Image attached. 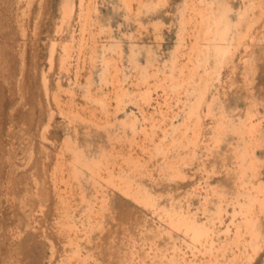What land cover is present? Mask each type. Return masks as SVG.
Listing matches in <instances>:
<instances>
[{"label": "rangeland", "instance_id": "obj_1", "mask_svg": "<svg viewBox=\"0 0 264 264\" xmlns=\"http://www.w3.org/2000/svg\"><path fill=\"white\" fill-rule=\"evenodd\" d=\"M0 264H264V0H0Z\"/></svg>", "mask_w": 264, "mask_h": 264}]
</instances>
